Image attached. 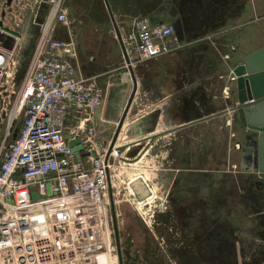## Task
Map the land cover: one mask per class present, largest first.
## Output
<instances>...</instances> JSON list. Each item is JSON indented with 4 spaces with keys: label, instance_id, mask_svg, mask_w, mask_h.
Segmentation results:
<instances>
[{
    "label": "crops",
    "instance_id": "1",
    "mask_svg": "<svg viewBox=\"0 0 264 264\" xmlns=\"http://www.w3.org/2000/svg\"><path fill=\"white\" fill-rule=\"evenodd\" d=\"M47 2L42 0L36 12L40 24L51 9ZM108 3L121 27L137 17L116 7L113 0ZM211 6L199 7L196 22L185 20L180 42L174 36L170 39V54L134 69L135 86L118 71L121 48L102 23L86 20L83 24L78 61L85 74L100 75L106 93L97 125L102 143L112 138L113 122L133 96L120 134L131 143L124 154L128 168L122 175L123 164L117 168L126 188L128 180L145 179L146 171H153V178L145 181L151 189L158 184L159 190L146 206L178 189L176 201L194 223L195 236L206 240L202 253L229 255L228 259L240 254L245 264H264V171L241 166L243 125L233 79L235 67L264 46V0H213ZM163 12L142 17L154 18L155 24H172ZM0 30V36H9L5 37L10 42L11 34L26 37L22 31ZM73 35L58 37L54 32L62 40ZM176 145L178 160L172 158ZM151 148L153 162L140 163ZM253 151L249 147L251 156ZM177 161L179 165L173 166ZM258 163L264 167V146Z\"/></svg>",
    "mask_w": 264,
    "mask_h": 264
},
{
    "label": "built area",
    "instance_id": "2",
    "mask_svg": "<svg viewBox=\"0 0 264 264\" xmlns=\"http://www.w3.org/2000/svg\"><path fill=\"white\" fill-rule=\"evenodd\" d=\"M50 5L30 55L23 35L11 34L12 42L0 45V94L12 87L17 95L6 140L24 115L15 137L0 147V264H120L112 189L131 148L120 134L133 96L113 122L112 138L102 143L97 125L106 93L100 75L83 72L79 41L54 36L58 23L69 27L71 8L55 0ZM109 19L122 52L118 71L135 86L136 67L172 52L175 26L136 17L121 27ZM77 139L79 155L70 145ZM130 197L136 202V194Z\"/></svg>",
    "mask_w": 264,
    "mask_h": 264
},
{
    "label": "rangeland",
    "instance_id": "3",
    "mask_svg": "<svg viewBox=\"0 0 264 264\" xmlns=\"http://www.w3.org/2000/svg\"><path fill=\"white\" fill-rule=\"evenodd\" d=\"M41 1L0 0V27L9 33L17 31L26 33L28 39L27 56L30 55L40 34L41 24L37 20L36 12ZM46 1L50 2V0ZM55 1L58 4L61 1L62 5L68 9L72 8L70 9L72 15L69 16V27L61 23L56 25L58 37L62 35L68 37L71 32L74 34L73 38L78 41L80 33L84 34L82 28L86 20L102 23L109 31L111 23L104 0ZM113 1L116 7L137 17L162 13L166 7L167 11L163 13L167 22L175 25L174 40L180 42L179 40L182 39L180 36L184 32L182 25L185 20L196 22L199 7L202 4L212 7L213 0ZM5 36H0V45L2 46L10 43L9 39L6 38L9 36ZM27 62L24 64L25 68ZM11 89L12 87L3 88L0 94V147L8 145L15 137L24 118L22 113L6 140L9 115L17 97V95L10 94ZM173 148L172 158L176 157L177 159L178 147L176 145ZM253 152L252 157H247L246 162L252 163L255 154ZM177 165H179L178 161L173 163V166ZM176 184H178V180ZM112 191V205L115 210H113V217L115 216L117 222L123 264H245L244 255L239 254L236 259H228L229 255L201 252L206 240L195 236L194 223L192 224L189 220L190 218L183 207H180L179 200L176 201L179 198L178 189L169 198L168 195H164L161 201L151 204L152 207L146 206L148 208L147 215L139 211L136 202L131 200L125 183L119 178L117 171ZM174 201H176L175 204H173ZM256 264L260 263L257 262Z\"/></svg>",
    "mask_w": 264,
    "mask_h": 264
},
{
    "label": "water",
    "instance_id": "4",
    "mask_svg": "<svg viewBox=\"0 0 264 264\" xmlns=\"http://www.w3.org/2000/svg\"><path fill=\"white\" fill-rule=\"evenodd\" d=\"M104 3L109 14L113 16L108 0H104ZM150 21L154 23L155 19L150 18ZM234 74L236 76L237 102L243 125V162L241 166L243 169H252L254 165L255 171H264V167L258 163L264 146V46L247 55L243 63L235 67ZM123 77L128 79L127 74H124ZM70 145L73 147V151L79 155V151L82 149L80 140H71ZM249 147L255 151L256 159L255 161L252 159V163L246 162L247 157L251 156L248 152ZM131 187L140 200L146 199L151 194L147 184L141 178L134 180ZM114 226L120 263L123 264L115 216Z\"/></svg>",
    "mask_w": 264,
    "mask_h": 264
},
{
    "label": "bare ground",
    "instance_id": "5",
    "mask_svg": "<svg viewBox=\"0 0 264 264\" xmlns=\"http://www.w3.org/2000/svg\"><path fill=\"white\" fill-rule=\"evenodd\" d=\"M22 104V100L21 98L18 100L17 102V105L13 108L12 110V114H11V118H10V126L12 125V122L14 121L16 115H17V112H18V109H19V106ZM128 121V120H127ZM131 125V124H130ZM129 127V126H128ZM123 134V133H122ZM124 136V135H123ZM126 137V136H125ZM143 159L141 160L140 163H150V162H153L154 158H155V152L152 150V148L147 151L145 153V155L142 157ZM139 163V160L137 161V164ZM127 164L128 163H123V166L120 168V174L122 175L123 173H125L127 171ZM135 164V165H137ZM134 165V164H132ZM121 166V165H120ZM153 171H146V174H144V177L145 179H152L153 178ZM138 178H141L145 181V179L142 177V176H138L136 177L134 180L138 179ZM114 180V179H113ZM133 180V181H134ZM145 183L147 184L148 188L150 189L151 191V194L149 197H147L146 199L144 200H140L137 195H136V204H137V207H138V210L141 211L142 213H144V215H147V212H148V208L146 207V205L148 203H153L155 197L157 196V191L159 190V185L156 184L155 186H153V188L151 189V187L149 186V184L145 181ZM127 190H128V193L130 194H135L133 188L131 187V185H127ZM150 211V210H149Z\"/></svg>",
    "mask_w": 264,
    "mask_h": 264
}]
</instances>
